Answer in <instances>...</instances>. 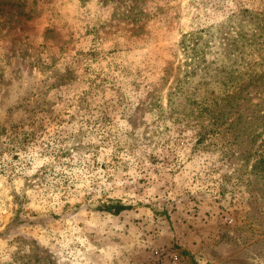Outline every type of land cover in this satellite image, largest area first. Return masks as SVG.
Returning a JSON list of instances; mask_svg holds the SVG:
<instances>
[{
    "label": "rangeland",
    "instance_id": "374dc122",
    "mask_svg": "<svg viewBox=\"0 0 264 264\" xmlns=\"http://www.w3.org/2000/svg\"><path fill=\"white\" fill-rule=\"evenodd\" d=\"M260 47L264 0H0V264H264Z\"/></svg>",
    "mask_w": 264,
    "mask_h": 264
},
{
    "label": "trees",
    "instance_id": "16d2710c",
    "mask_svg": "<svg viewBox=\"0 0 264 264\" xmlns=\"http://www.w3.org/2000/svg\"><path fill=\"white\" fill-rule=\"evenodd\" d=\"M201 41V37H193L188 40L190 45L186 44L185 41H182V50L187 53V56L190 58V60L198 58L199 54H203V49H198L197 46L199 45V42ZM264 49V48H259ZM236 87H234L235 89ZM225 93V92H224ZM231 98V97H230ZM229 96L226 98H222L218 100V98H214L212 100V103L210 100L204 101L198 105V107L201 108L199 112V118H208L210 121L212 120V126L218 125L220 121L223 120V124L225 120L227 119V116L232 114V100L229 101ZM231 105V106H230ZM222 124V125H223ZM230 130V128H229ZM211 131L212 128H211ZM202 133H199V136H201ZM124 210V208H119L116 210L117 213Z\"/></svg>",
    "mask_w": 264,
    "mask_h": 264
}]
</instances>
